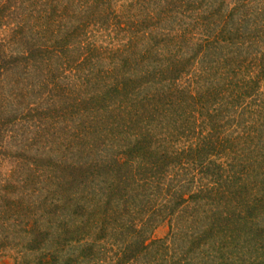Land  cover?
<instances>
[{
  "label": "trees",
  "instance_id": "obj_1",
  "mask_svg": "<svg viewBox=\"0 0 264 264\" xmlns=\"http://www.w3.org/2000/svg\"><path fill=\"white\" fill-rule=\"evenodd\" d=\"M148 1L0 0V259L264 264V2Z\"/></svg>",
  "mask_w": 264,
  "mask_h": 264
},
{
  "label": "rangeland",
  "instance_id": "obj_2",
  "mask_svg": "<svg viewBox=\"0 0 264 264\" xmlns=\"http://www.w3.org/2000/svg\"><path fill=\"white\" fill-rule=\"evenodd\" d=\"M260 3L261 2H264V0H258ZM137 2H139V1H137ZM136 2V3H137ZM158 1L156 0V1H154V0H151V1H148V2H144L143 4H140L139 5V3H138V5H139V7H141L142 9H143V7H144V9L143 10H145V12H149V11H153V9H155V7L156 6H154L155 5V3H157ZM123 3H119L118 5H117V7L116 8H119V7H121V6H124V5H122ZM154 4V5H153ZM165 4V3H164ZM161 6V5H160ZM261 7H263L264 8V5L263 6H261ZM138 10H140V9H138ZM138 10H137V8L136 7H134V13H138ZM264 10V9H263ZM141 11V10H140ZM104 36H105V33H104ZM106 38H105V40L107 39V40H110V39H112V38H116V36L114 35V34H112V33H109V32H107L106 33V36H105ZM167 233H168V227L167 226H162L161 228H159L156 232H155V238H158V239H161V238H164L166 235H167ZM8 254V257L7 258H3V259H0V264H14V261H13V259L11 258V257H9V256H11L12 254H11V252H8L7 253ZM30 261V260H29Z\"/></svg>",
  "mask_w": 264,
  "mask_h": 264
}]
</instances>
